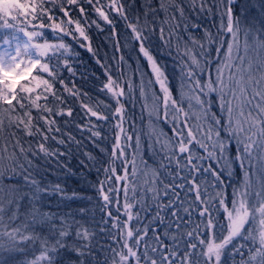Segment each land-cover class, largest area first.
<instances>
[{"label": "snow or ice", "instance_id": "1", "mask_svg": "<svg viewBox=\"0 0 264 264\" xmlns=\"http://www.w3.org/2000/svg\"><path fill=\"white\" fill-rule=\"evenodd\" d=\"M74 44L107 102L69 87ZM74 101L95 182L66 159ZM137 101L148 132L126 127ZM0 264H264V0H0Z\"/></svg>", "mask_w": 264, "mask_h": 264}, {"label": "trees", "instance_id": "2", "mask_svg": "<svg viewBox=\"0 0 264 264\" xmlns=\"http://www.w3.org/2000/svg\"><path fill=\"white\" fill-rule=\"evenodd\" d=\"M139 2L142 4L144 0H139ZM117 31L121 33V40L123 41V37L125 33H124V25L122 21H118ZM108 34H109V29L107 27L105 28V32L103 33L99 32L95 28H93L89 32V36L91 38V43L93 47L94 48L99 47L101 55H103V53L107 51L108 55L111 56L113 54V49L111 47V44H108L107 48L104 47V45L107 43V41L105 40V36H107ZM85 44H87V42H85ZM74 48L75 51L79 52V58L75 63V67L78 69V75L75 78H70L68 77V74H65L66 80L69 83V87H71V80L74 79L77 86L83 88L85 91H88L90 96L105 100V102H107L108 97L105 96L104 93L99 91V88L105 79L103 75V70L99 67V65L96 64L95 59L92 57V54L87 52L86 48H80L75 44H74ZM125 55L126 57L131 58L130 62L132 63L133 67H135L136 53L131 50L125 49ZM165 61L168 63L169 69L171 70V66L173 63L172 58L166 56ZM126 70L129 72L131 71V69H126ZM142 70H146V69L142 67ZM79 73H84L87 76V79H81ZM173 86L174 87L176 86L175 80L173 81ZM72 106L76 109V114L74 115V119L72 120V123L68 125L65 131L71 129L73 133L77 136V138L83 141V144L81 150L79 151L75 148V146H73L72 154L68 156L66 159L71 163V166L78 171V173L81 171L85 172L88 181L95 182L97 179H103V173L100 172L98 174L94 169L90 173H88L87 170L83 169L79 165V159L81 158L80 151L90 150L101 161L106 160L107 156L104 155L103 153H100L98 148L93 147V145L90 143V141L87 138V133H81L73 127V124L75 122L81 120L83 113L82 110L79 108L78 102L74 101ZM126 108L128 115V124H126V127H130V125L135 124L137 131L143 130L144 132H148L150 126L148 124L147 113L146 112L142 113L141 102L140 101L135 102V106H133L132 102H129L126 104ZM142 115L144 117L143 122L141 121ZM113 123L114 121H110L108 124H105L103 126V132L107 137V139L100 141L101 146L108 149H110L112 144ZM158 128H163L165 132H168V126L165 124H159ZM52 146L56 147L55 144H53ZM60 147L62 150H66V146H60ZM145 159H147L149 161V164L151 165L155 157H153L151 152L148 151L145 153ZM50 178L55 179V176ZM68 187L70 190H83L89 196L95 195V192L90 187V185L86 183L84 180H81L79 176L72 177L71 180L68 181ZM52 205L53 208H55L56 206L55 200L52 201ZM79 206H81L79 202L71 204L72 209H76ZM97 216H99L98 212H97Z\"/></svg>", "mask_w": 264, "mask_h": 264}]
</instances>
